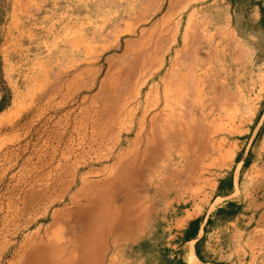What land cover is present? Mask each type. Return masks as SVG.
Masks as SVG:
<instances>
[{
  "label": "rangeland",
  "instance_id": "1",
  "mask_svg": "<svg viewBox=\"0 0 264 264\" xmlns=\"http://www.w3.org/2000/svg\"><path fill=\"white\" fill-rule=\"evenodd\" d=\"M42 1L13 19L0 0V264H36L24 251L36 233L45 258L62 247L76 264H159L175 207L220 204L217 180L246 147L264 170V81L244 97L249 75L225 74L242 68L224 57L212 0ZM257 2L258 26L241 2L233 14L252 78Z\"/></svg>",
  "mask_w": 264,
  "mask_h": 264
},
{
  "label": "crops",
  "instance_id": "2",
  "mask_svg": "<svg viewBox=\"0 0 264 264\" xmlns=\"http://www.w3.org/2000/svg\"><path fill=\"white\" fill-rule=\"evenodd\" d=\"M49 1L45 0V11L48 9L47 5H50ZM187 1L204 2L205 0ZM42 2V0H11V11L16 17L13 16V19H17L18 12L30 10L33 6L41 11ZM211 2L217 6L218 43L221 45L224 43L222 46L224 57L233 58L235 64H239L242 68L240 72L225 70V74L249 75L251 78L249 87L241 88L240 96L258 97V86L264 81V71L260 74L253 72L252 78L251 70L248 68L255 62L252 57L255 49L250 45L251 37L240 34L237 30L233 14L237 2H241L246 12L245 23L258 26L261 18L259 2L257 0H212ZM198 7L192 11V16L204 15L205 6ZM220 13L224 14V20H220ZM234 61L231 62V66H234ZM233 96L239 94L235 93ZM256 112L261 114L257 121L259 123L264 115V108L256 109ZM248 150L249 147L244 149L232 172L218 178L213 194L216 195L215 198H219L220 204L210 208L207 207L208 201L200 199L174 208L167 239L170 257L174 258L175 264H264V184L262 185L264 170L257 166V162L247 157ZM244 167H249L250 171L242 173ZM231 211L233 213H230ZM92 248L93 242L89 241L84 251L87 258ZM191 254L194 257L193 261ZM65 256L64 258L70 257L72 264H76L69 250Z\"/></svg>",
  "mask_w": 264,
  "mask_h": 264
},
{
  "label": "bare ground",
  "instance_id": "3",
  "mask_svg": "<svg viewBox=\"0 0 264 264\" xmlns=\"http://www.w3.org/2000/svg\"><path fill=\"white\" fill-rule=\"evenodd\" d=\"M68 161V160H67ZM64 165V164H63ZM65 166V165H64ZM142 166V165H141ZM63 168H65V167H63ZM63 170V169H62ZM120 172H121V170H120ZM123 177V176H122ZM124 178V177H123ZM135 180V179H134ZM137 180V179H136ZM83 181V180H82ZM136 183V182H135ZM108 187V186H107ZM132 187V186H131ZM98 194V193H97ZM103 194V193H102ZM93 197V196H92ZM91 197V198H92ZM128 197V196H127ZM122 198V197H121ZM126 198V197H125ZM129 198V197H128ZM120 200V199H119ZM118 200V201H119ZM33 202V201H32ZM101 203H103V202H101ZM29 204H31V203H29ZM92 205V204H91ZM96 206V205H95ZM76 211V210H75ZM95 212H96V210H95ZM93 213V212H92ZM88 215V214H87ZM91 219V218H90ZM90 223V222H89ZM88 223V224H89ZM27 225V224H26ZM112 225V224H111ZM89 226V225H88ZM38 229V228H37ZM36 229V230H37ZM59 229V228H58ZM41 231V230H40ZM51 236V235H50ZM51 240H53V241H55L54 240V238L53 239H51ZM57 241V240H56ZM63 242V241H62ZM43 244H44V240L41 238V237H39L38 235H37V233L35 234V237H34V240L30 243V244H28L27 245V247H25L24 248V251L27 253H29V254H32V255H34L35 256V260H36V264H72L71 263V260H70V257H68V258H64V256H65V254H67V252H68V248L66 249V248H62V247H51V248H49L48 250V258H45V254H43L42 252H41V248H42V246H43ZM48 245V239L47 240H45V246H47ZM61 245V244H60ZM59 246V245H58ZM48 247H50L49 245H48ZM68 247V246H67ZM43 250V249H42ZM70 251V250H69ZM90 254V253H89ZM88 254V255H89ZM37 257H39L38 259H37ZM66 257V256H65ZM193 259H194V257L192 256V254H191V260L193 261ZM27 261V260H26ZM22 263V262H21Z\"/></svg>",
  "mask_w": 264,
  "mask_h": 264
},
{
  "label": "trees",
  "instance_id": "4",
  "mask_svg": "<svg viewBox=\"0 0 264 264\" xmlns=\"http://www.w3.org/2000/svg\"><path fill=\"white\" fill-rule=\"evenodd\" d=\"M6 105V103H4V97L1 99L0 102V109L3 108ZM247 161L244 162V164H246ZM218 194V192H217ZM230 207V206H229ZM230 213H233V211H231ZM175 260L174 258H171L170 256H168L166 254V251L164 252L163 256H162V261L159 264H175Z\"/></svg>",
  "mask_w": 264,
  "mask_h": 264
}]
</instances>
